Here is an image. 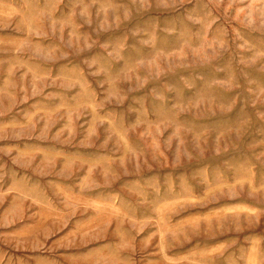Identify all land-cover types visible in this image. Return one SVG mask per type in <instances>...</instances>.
<instances>
[{"label":"rangeland","instance_id":"rangeland-1","mask_svg":"<svg viewBox=\"0 0 264 264\" xmlns=\"http://www.w3.org/2000/svg\"><path fill=\"white\" fill-rule=\"evenodd\" d=\"M0 264H264V0H0Z\"/></svg>","mask_w":264,"mask_h":264}]
</instances>
